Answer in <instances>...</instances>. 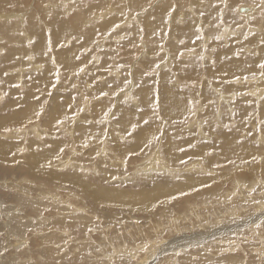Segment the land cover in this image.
Returning <instances> with one entry per match:
<instances>
[{
  "label": "rangeland",
  "instance_id": "obj_1",
  "mask_svg": "<svg viewBox=\"0 0 264 264\" xmlns=\"http://www.w3.org/2000/svg\"><path fill=\"white\" fill-rule=\"evenodd\" d=\"M52 1H45L44 14L35 10V0L15 3L30 5L24 12L34 10L35 32L44 34L45 41L34 38L29 49L8 43L22 53L3 55L9 59L0 61L1 71L20 58L15 71L0 73V122L15 117L12 124L0 125V232L5 223L6 233L24 235L21 241L26 246V254L13 262L264 264V92H253L264 83V0L251 17L241 14L254 10V0H215L206 8L192 4L176 25L170 16H177L181 0H149L151 6L143 9L138 6L145 0H75L68 4L70 9L64 0ZM204 2L198 0L199 5ZM163 5H169L165 14ZM76 18H82L80 23ZM61 23L65 37L54 35ZM218 26L220 35L212 30ZM77 27L80 37L74 35ZM183 32L193 35L179 40ZM222 53L228 56L218 60ZM14 77L21 79L13 83ZM240 77H246L244 93L242 85L234 83ZM167 91L186 109L185 115L168 103ZM227 93L234 98L225 97ZM11 101L17 104L14 116L8 107ZM25 110L33 114L31 120L18 125L16 118L24 117ZM179 115L182 120L176 121ZM125 120L133 126L121 125ZM145 131L147 142L139 148V140L131 136ZM228 139L242 146L240 154H227L235 158L231 167L221 165L216 173L191 169L190 163L216 158ZM59 141L63 145L58 146ZM207 148L209 153L203 152ZM173 152L176 157L186 154V161H175ZM153 158L159 163L151 164ZM75 171L83 182L78 188L70 184L69 173ZM54 176L66 179L57 182ZM191 178L207 187H182ZM87 183L95 188L96 198L97 193L116 190L148 194L145 197L160 202L181 198L142 213L137 206L131 211L93 202L80 190ZM17 188L29 195L28 202L15 194ZM56 194L63 198L62 206L75 198L86 200L84 211L90 218L69 221L56 216L60 202ZM2 234L0 264H11L9 256H17L24 245L13 252L6 239L12 244L19 237Z\"/></svg>",
  "mask_w": 264,
  "mask_h": 264
},
{
  "label": "bare ground",
  "instance_id": "obj_2",
  "mask_svg": "<svg viewBox=\"0 0 264 264\" xmlns=\"http://www.w3.org/2000/svg\"><path fill=\"white\" fill-rule=\"evenodd\" d=\"M24 0H0V41L1 42H3V41H5V43L4 44H0V61H8V59L9 58H4L3 57V55H21V53H22V50L21 49H18L17 47H15V48H11V47H9V45H8V43L9 44H12V43H14V44H16V45H18V44H21V46H23V49H29V44L31 43V42H33L34 41V38H37V37H39V39H41L42 41H45V35L44 34H39L38 32H35L36 31V27H35V22L37 21V18H36V15H35V13H34V10H33V13H29L28 11H26V12H24L25 10H28L29 9V7H30V5H28L27 7L26 6H24V5H22V4H20L22 7H18V6H16L15 5V3H20V2H23ZM26 1H29V0H26ZM45 1H47V0H35V4H36V7L37 8H35V10H40V13L41 14H44V9L47 7L46 5H45ZM54 1V0H53ZM52 1V2H53ZM65 1V5L67 6V8H69V7H72V6H69V5H71L72 3H74V1L75 0H64ZM70 1V2H69ZM79 1V0H78ZM148 1L149 0H145V3L144 4H141V5H139L138 6V9H143V8H145V6L147 5V7L148 6H151V3H148ZM153 1H155V0H153ZM205 1V0H204ZM217 1V3H218V1H220V0H216ZM216 1L215 0H206V2H204L202 5L200 4L199 5V3H198V0H188V3H187V0H181L180 1V5H179V8H178V10L176 11V15L177 16H175V13H171V16L170 17H172L173 18V24L174 25H176V22H178L177 20H179L180 21V19L181 18H183V13H186V11H187V9H185V7H191V5L192 4H194V6H200L199 8H206V7H208V6H210L212 3H213V5H215L214 3H216ZM222 1V0H221ZM48 2H50V1H48ZM186 2V3H185ZM54 3H55V1H54ZM53 3V4H54ZM156 3V2H155ZM69 4V5H68ZM128 4V3H127ZM143 5V6H142ZM154 5V4H153ZM261 5V2H260V0H254V10H253V8L252 9H247L246 10V12L243 14L242 12V14H241V16L242 17H251L252 15H257L258 14V6H260ZM167 6V7H166ZM166 6H164L163 5V7L161 8V10H162V13L163 14H165L164 13V8H166L165 9V11L167 10V8L169 9V5H166ZM212 6V5H211ZM249 6V5H248ZM76 7V6H75ZM94 7V6H93ZM92 7V8H93ZM100 7V6H99ZM130 7V6H129ZM143 7V8H142ZM96 8V7H95ZM103 7H101V9H102ZM251 8V7H250ZM70 9V8H69ZM81 9V8H80ZM83 9V8H82ZM89 9V8H88ZM97 9V8H96ZM95 9V10H96ZM119 9V8H118ZM91 10H93V9H91ZM98 10V9H97ZM123 10H124V8H123ZM171 10V9H170ZM238 10V9H237ZM244 10V9H243ZM109 11H112V8L109 10ZM169 11V10H168ZM167 11V12H168ZM31 12V11H30ZM239 12V11H238ZM56 13V12H55ZM78 13V12H77ZM91 13V12H90ZM112 13V12H111ZM220 13V12H219ZM30 14V15H29ZM84 14H86V13H84ZM83 14V15H84ZM82 16V15H81ZM87 17H88V15H86ZM96 16V15H95ZM18 17V18H17ZM42 17V16H41ZM59 17H61V15L59 16ZM90 17H92V15L90 16ZM79 18V17H78ZM78 18H76L77 20H78ZM83 18V17H82ZM82 18H80V19H82ZM84 18H85V16H84ZM111 18H112V16H111ZM110 18V19H111ZM199 18H200V16H199ZM14 19H16V20H14ZM28 19H30V20H28ZM79 19V20H80ZM101 19V18H100ZM137 19V18H136ZM171 19V18H170ZM233 19V18H232ZM74 20V19H73ZM79 20H78V22H79ZM88 20V19H87ZM113 20V19H112ZM81 21V20H80ZM88 22H90V21H88ZM182 22V21H181ZM232 22H234V20L232 21ZM69 23V22H68ZM80 23V22H79ZM93 23V22H92ZM111 23V22H110ZM170 23H171V21H170ZM217 23V22H216ZM67 25H69V24H67ZM79 25H82V24H79ZM93 26H94V24H92ZM99 25V24H98ZM107 25V24H106ZM215 25V24H214ZM244 25V24H243ZM71 26L72 25H70L69 26V28H71ZM96 26V25H95ZM102 26V25H101ZM110 26V25H109ZM108 26V27H109ZM63 27H65L64 26V24L63 23H61L60 25H59V27H58V29H54V35H56V36H64L65 37V34H64V32H63ZM81 27V26H80ZM80 27H77L76 29H75V31H76V34H74L76 37H80L81 36V32L80 33H78L77 32V30L79 31L80 30ZM92 27V26H91ZM104 27V26H103ZM106 27V26H105ZM94 28V27H93ZM101 28V27H100ZM217 28H219V26L217 27ZM239 28H241V27H239ZM96 29V28H95ZM222 28L220 27L218 30L217 29H214L213 27H212V30H213V32L217 35H220V33L218 32L219 30H221ZM157 30H158V28H157ZM165 30V29H164ZM191 31H192V29H190ZM249 30V29H248ZM81 31V30H80ZM84 31V30H83ZM82 31V32H83ZM94 31V30H93ZM103 31V30H102ZM72 32V31H71ZM89 32V31H88ZM97 32V31H96ZM105 32V31H104ZM225 32V29L223 30V32L221 33V34H223ZM84 33V32H83ZM95 33V32H94ZM94 33H93V37L95 36L94 35ZM85 34V33H84ZM159 34H160V32H159ZM163 34V33H162ZM186 34V33H185ZM184 34V32L182 33V35L181 36H179V40L181 39V40H185V41H188L189 39H190V37L193 35V34H188V35H185ZM174 34H172V36H170V38H171V44H173L172 43V39L174 38V36H173ZM113 36V35H112ZM75 37V38H76ZM107 38V37H106ZM177 38V37H176ZM63 40V39H62ZM68 40V39H67ZM150 40L151 41H158L156 38H150ZM108 41V40H107ZM35 42V41H34ZM59 42V41H58ZM174 42V41H173ZM15 45V46H16ZM37 49L39 50V49H41V45H39V48L37 47ZM38 52V51H37ZM174 53H175V51H174ZM179 53V52H178ZM192 53V52H191ZM177 54V53H176ZM223 55H217V58H218V60H223L224 58H226L228 55H224V53H222ZM179 55V54H178ZM29 57H34V55H28ZM39 56V55H38ZM205 56V55H204ZM11 59H14V57L13 58H11ZM16 59H19V61H20V58H16ZM34 59V58H33ZM35 60V59H34ZM242 60V59H241ZM19 61H17V60H14V64H10V63H7V64H5V68L4 69H1V71H0V73L2 72V71H4V70H12V71H15V69H16V67H18V66H20L19 65ZM33 60H32V58H30V62H32ZM34 63V62H33ZM61 63H63V61L61 62ZM178 63V62H177ZM238 63V62H237ZM71 64H72V62H71ZM146 64V63H145ZM164 64V63H163ZM230 64H232V63H230ZM239 64H241V62H239ZM66 65L67 66H71L70 65V63L68 62V59L66 60ZM234 65V64H233ZM164 66H166V65H164ZM168 66V65H167ZM177 66V65H176ZM175 66V68H174V76H176V72H178V71H176V67ZM179 66V65H178ZM235 66H236V64H235ZM242 66V65H241ZM180 67V66H179ZM237 67V66H236ZM239 67V66H238ZM237 67V68H238ZM29 68V67H28ZM243 68V67H242ZM245 68V67H244ZM221 69H222V66H221ZM224 69V68H223ZM239 69V68H238ZM68 70V69H67ZM184 70H186V69H184ZM241 70V69H240ZM219 71V70H218ZM223 71V70H222ZM236 71H239V70H236ZM235 71V72H236ZM249 71H251L250 69H249ZM227 72V71H226ZM21 73V72H20ZM188 73V72H187ZM178 74V73H177ZM181 74V73H180ZM179 74V75H180ZM182 74H184V73H182ZM181 74V75H182ZM221 74V73H220ZM164 75V74H163ZM186 75H188V74H186ZM236 75V74H235ZM27 76V75H26ZM183 76V75H182ZM188 77H189V75H188ZM239 77V76H238ZM244 77V76H243ZM241 78L240 77V80H236V81H234V83H235V85L237 84V85H242V86H240L241 88H242V93H244L246 90L245 89H243L246 85H244V80L246 79V77L245 78ZM190 78V77H189ZM216 78V77H215ZM236 78V77H235ZM14 80L12 81L13 83L14 82H16L17 80H19V79H21V78H19V79H17L16 77H14L13 78ZM49 79V78H48ZM188 79V78H187ZM193 79V78H192ZM231 79V78H230ZM229 79V80H230ZM237 79V78H236ZM183 80V79H182ZM222 80V79H221ZM233 80V79H232ZM254 80V79H253ZM20 81V80H19ZM19 81H17V82H19ZM251 81V80H250ZM249 81V82H250ZM193 82V81H192ZM12 84V83H11ZM20 84V83H19ZM221 86H223L224 84H222V83H219ZM261 86H263V89H261ZM261 86H259V88L258 89H256V90H254L253 92H256L257 90H259V93H260V95H262V93L264 92V83H262L261 84ZM19 87H21V86H19ZM79 88V87H78ZM28 89H30V88H28ZM27 89V90H28ZM37 89V88H36ZM31 91V90H30ZM232 92H234V91H232ZM167 93H168V97H167V99H168V103L172 106V107H175L176 109H177V111H178V114H186V109L182 106V105H179V104H177L179 101L177 100V99H175L174 98V96H172V94L169 92V91H167ZM15 94V93H14ZM30 94V93H29ZM11 94H10V92H9V98L10 99H12L13 100V97H11L10 96ZM166 95V94H165ZM16 96V95H15ZM18 96V95H17ZM128 96V95H127ZM1 97H3V96H1ZM29 96H27V98H28ZM225 97H228V98H234L231 94H229V93H227L226 94V96ZM28 100H31V99H28ZM222 100V99H221ZM133 101V100H132ZM86 102V101H85ZM87 102H90V101H87ZM264 102V100L262 101V103ZM16 103H14L13 101H11L10 103H8V107L10 108V111H11V116H14L15 115V113H16V111H15V107H16ZM263 105V104H262ZM88 106V105H87ZM237 107V106H236ZM87 108V107H86ZM263 108H264V105H263ZM263 108H261V112L263 113L262 115H264V109ZM28 109V108H27ZM57 109V108H56ZM240 110H242V109H240ZM26 112H24V117L22 116H18V114H17V120H18V125L20 124V125H24L25 124V122H28V121H30L31 119V117H32V115L33 114H30L29 112H27V110H25ZM29 111V110H28ZM244 111H247V109L245 110L244 109ZM19 112V111H18ZM244 113V112H243ZM20 115V114H19ZM219 115V114H218ZM244 115V114H243ZM133 116V115H132ZM178 115H176L175 116V118L177 117ZM183 116V115H182ZM182 116H180L179 115V117L177 118V120L176 121H180V120H182L181 119V117ZM246 116V115H245ZM131 117V116H130ZM262 117V116H261ZM15 118V117H14ZM14 118H12V117H8V121H4V122H0V125L1 126H3V124H5L6 122H10L11 123V121H14L13 119ZM145 118V117H144ZM30 119V120H29ZM146 119V118H145ZM130 120V119H129ZM17 122V121H16ZM125 122V123H124ZM14 124H17V123H15V122H13ZM12 124V123H11ZM17 125V126H18ZM25 125H27V124H25ZM121 125H123L124 127H130V126H133V124H130L129 125V122H128V120H125V121H123V122H121ZM178 125V124H177ZM12 127V126H11ZM15 127V126H14ZM1 129H3L2 127H0ZM52 129V128H51ZM69 129V128H68ZM128 130H133V129H128ZM143 130V129H142ZM149 130V129H148ZM72 131V130H71ZM104 131V130H103ZM150 131V130H149ZM155 131V130H154ZM156 132V131H155ZM139 133V132H138ZM115 135V134H114ZM151 135H153V132H152V134ZM153 136H156V133H155V135H153ZM8 137V136H7ZM131 137H134V140H139L138 142H137V147H142L143 146V142H147V140H145L144 138L145 137H147V135H146V131L143 133V134H140L138 137L137 136H134V135H132ZM115 138V137H114ZM107 139V138H106ZM108 139H110V138H108ZM147 139V138H146ZM148 139H150V138H148ZM87 140V139H86ZM89 140V139H88ZM113 140V139H112ZM261 140V139H260ZM80 141V140H79ZM91 141V140H90ZM107 141V140H106ZM64 142V141H63ZM262 142H263V139H262ZM35 143V142H34ZM59 143V145L58 146H60V145H63V143L62 142H58ZM187 143V142H186ZM36 144V143H35ZM34 144V145H35ZM39 144V143H38ZM188 144V143H187ZM191 144V143H190ZM40 145V144H39ZM39 145H38V147H39ZM56 145V146H57ZM107 145H109V143L107 144ZM223 145H224V147H223V149H221V151H220V154L215 158V157H207L205 160H198L196 163H190L191 164V169L193 170V171H203V172H210L211 171V173H216V171H217V168L218 167H220L221 165H223L222 166V168H224V165H226V164H228L229 165V163H231L232 161H235V158H228V153H232V152H234V154H240L239 153V151H240V147H242L241 146V144L240 143H237L236 141H234V140H232V139H228V140H226V141H224V143H223ZM41 146V145H40ZM100 146V145H99ZM110 146V145H109ZM98 147V146H97ZM59 148V147H58ZM57 148V149H58ZM221 148H222V146H221ZM56 149V148H55ZM128 149V148H127ZM239 149V150H238ZM245 149V148H244ZM21 151V150H20ZM59 151V150H58ZM209 151H210V149L209 148H207V149H203V152H205V153H209ZM22 152V151H21ZM34 153V152H33ZM57 153V152H56ZM128 153V152H127ZM255 153V152H254ZM170 154V153H169ZM173 154V156L175 157V161L177 160V162H179L180 164H182L183 162H185L186 161V159H187V156H186V154H184V155H178V157H176V155H175V153L173 152L172 153ZM193 155V154H192ZM195 155H197L196 153H195ZM205 155V154H204ZM242 155V154H241ZM248 155H250V154H248ZM202 156V155H201ZM262 156H264V153L262 154ZM9 159V158H8ZM33 159V158H32ZM162 159V158H161ZM30 160V159H29ZM34 160V159H33ZM264 160V159H263ZM38 161H39V164L37 165V166H40L41 164V159L39 160L38 159ZM159 161L160 160H157V159H154L153 158V160H151V164L152 163H159ZM162 161V160H161ZM164 161V160H163ZM253 162V161H252ZM29 163V162H28ZM161 163V162H160ZM27 164V163H26ZM44 164V163H43ZM24 165V164H23ZM22 165V166H23ZM77 165H79L80 166V162H78L77 161ZM160 165V164H159ZM6 166V165H5ZM5 166L3 167V168H5ZM153 165H151V167H152ZM215 167L214 169H212L211 167ZM230 166V165H229ZM228 166V167H229ZM24 167V166H23ZM27 169H28V171L29 172H31L30 171V168L28 167V166H25ZM84 167V166H83ZM231 167V166H230ZM34 169H36V166L35 167H33ZM71 168L72 169H74V166L72 165L71 166ZM150 168V167H149ZM155 168H156V166H155ZM158 168V167H157ZM156 168V169H157ZM225 168H226V166H225ZM26 169V170H27ZM71 169V170H72ZM151 169V168H150ZM251 169V168H250ZM19 170V169H18ZM23 170V169H22ZM71 170H69V171H71ZM102 170V169H101ZM147 170H149V169H147ZM188 170V169H187ZM220 170H222L221 168H220ZM223 170H225V169H223ZM239 170V169H238ZM264 170V169H263ZM262 170V171H263ZM27 171V172H28ZM260 171V170H259ZM1 172V171H0ZM20 172V171H19ZM26 172V171H25ZM192 172V171H191ZM31 173H34V172H31ZM175 173V172H174ZM225 173H227V172H225ZM251 173V172H250ZM258 173V172H257ZM30 174V173H29ZM35 174H37V173H35ZM43 174V173H42ZM71 176L70 177H72L73 179H72V181L70 182V184L71 185H73L74 184V186H77V188L79 187V184L80 185H83V182L81 181L82 180V178L81 177H79L78 175H77V171H75V173L74 172H71V173H69ZM230 174V173H229ZM229 174H226V176H225V178H224V180L225 181H227L228 180V182H229ZM31 175V174H30ZM66 175V174H65ZM172 175V174H171ZM174 175V174H173ZM206 175V174H205ZM37 176V175H36ZM39 176V175H38ZM220 176V175H219ZM224 176V175H223ZM61 177H63V178H61ZM70 177L68 178V179H70ZM204 177V176H203ZM218 177V176H217ZM256 177V176H255ZM43 178V177H42ZM149 178V177H148ZM218 178H222V175L220 176V177H218ZM217 178V179H218ZM23 179V178H22ZM45 179V178H44ZM43 179V180H44ZM64 179H66V177L65 176H54V177H52V180H57V182H61V181H63ZM214 179V178H213ZM257 179H258V177H257ZM42 180V181H43ZM71 180V179H70ZM223 180V179H222ZM235 180H236V178H235ZM259 180V179H258ZM262 180V179H261ZM46 181V180H45ZM199 180H196V178L194 179V178H191V180H189V181H187L186 182V184H182V187L183 186H187V185H192V184H194L193 185V187H194V189H197V188H200V190L201 189H204V187H207V184L205 183V182H201V183H198V184H195V183H197ZM206 181H212V180H206ZM263 181V180H262ZM262 181H260V182H262ZM88 182V181H87ZM237 183L239 182L238 180L236 181ZM223 183H225V182H223ZM227 183V182H226ZM225 183V184H226ZM30 184V183H29ZM86 184V183H85ZM84 184V188H80V190H81V192H83V193H87L88 194V197L89 198H91L92 197V199H93V202H97V203H100V204H105L106 206H108V207H114V206H117V207H124V208H128V210H133V208H135V206H137L138 207V209L137 210H139L140 212H142V213H146V212H151L152 210H153V208H156L159 204H161L162 203V205L163 204H169V202H171V201H173V200H179L180 198H181V196H179V195H176V196H174V197H172V199H168V200H166V201H162V202H160V201H152L151 200V198H149V197H145V196H147L148 194H139V195H126V194H122V192H117V190L116 191H102V192H100V193H97L98 194V198H96L95 197V188L94 187H92V185H90L89 183H87L88 185H85ZM254 184V183H253ZM21 185V184H20ZM239 185H242L243 186V183H241V182H239ZM255 185V184H254ZM253 185V186H254ZM263 185H264V181H263ZM224 186V185H223ZM81 187V186H80ZM217 188V187H216ZM261 188V187H260ZM10 189V188H9ZM28 189V188H27ZM104 189V188H103ZM175 189H176V187H175ZM214 189V188H213ZM234 189V188H233ZM12 190V189H11ZM102 190V189H101ZM182 190V189H181ZM192 190V189H191ZM217 190V189H216ZM215 190V191H216ZM98 191V190H97ZM162 191V190H161ZM24 191H23V189H20V188H17L16 190H15V194H18V196H19V198H24V200L25 201H29V195H27L26 193H23ZM72 192V191H71ZM99 192V191H98ZM188 192V191H187ZM210 192H212L211 190L209 191V193ZM229 192H231V191H229ZM133 193V192H132ZM207 193V192H206ZM191 194V193H190ZM202 194V193H201ZM205 194V193H204ZM57 196L56 197H60V202L58 203V207H57V214H56V216H60V217H66L69 221H71V220H75V219H78V218H90V217H88V216H86L87 214L85 213V211H84V205H85V201L86 200H82V202H80L78 199H82V198H75L74 199V201L72 202H69V201H66V203H67V206H62L63 205V203H62V201H63V198L60 196V195H58V194H56ZM236 195V194H235ZM231 196V195H230ZM198 197V196H197ZM201 197V196H200ZM88 198V199H89ZM203 198V197H202ZM31 199V198H30ZM100 201H99V200ZM125 199H127V200H125ZM193 199V198H192ZM204 199V198H203ZM146 200L148 201V203L147 204H145V202H146ZM31 201V200H30ZM188 201V200H187ZM189 201H191V200H189ZM192 201H195L194 199L192 200ZM191 201V202H192ZM213 201V200H212ZM232 201V200H231ZM230 201V202H231ZM205 202V201H204ZM237 202V201H236ZM185 203V202H184ZM243 203V202H242ZM39 204V207L42 205V204H40V203H38ZM94 204V203H93ZM191 204V203H190ZM210 205V204H209ZM180 206V205H179ZM185 206H186V204H185ZM191 206V205H190ZM69 207L70 208H72V209H70L69 210ZM207 207H209V206H207ZM1 208H2V206H1ZM132 208V209H131ZM176 208V207H175ZM177 209H178V207H177ZM4 210V209H3ZM7 211V210H6ZM87 211V210H86ZM13 212V211H12ZM136 213V209L133 211V213ZM180 212V211H179ZM175 213V212H174ZM13 215H14V213H13ZM230 215V214H229ZM232 215V214H231ZM201 216V215H200ZM38 217H40V215L38 216ZM50 217V216H49ZM86 218V219H87ZM137 218V217H136ZM1 219V218H0ZM2 220V219H1ZM80 220V219H79ZM93 220V219H92ZM41 221L42 220H39V221H37L38 223H37V225H41ZM56 221V220H55ZM83 221V220H82ZM172 221V220H171ZM73 222V221H72ZM84 222H85V220H84ZM234 222V221H233ZM29 226H33L34 225V222H29V223H27ZM90 224V223H89ZM56 224L55 223H53V228H54V226H55ZM158 225V224H157ZM1 226V225H0ZM1 229H3V231L1 230V232H0V234L1 233H3L4 234V236L6 235V234H9V235H14L15 237L16 236H18L19 238L17 239V241L15 242V243H12V244H10V241H9V239H6L8 242H9V244H8V247L10 246L11 247V250L13 251V252H15V250H17L18 248H20V247H22V243H23V245H24V242H22L21 241V239L22 238H24L23 236L24 235H21V234H18L16 231H12V232H10V233H6V226H5V223L3 224V228L1 227ZM111 229V228H110ZM254 229V228H253ZM159 230V229H158ZM2 234V235H3ZM49 236V235H48ZM142 236V235H141ZM143 239V238H142ZM177 240V239H176ZM175 240V241H176ZM178 240H179V238H178ZM219 241H221V240H219ZM173 242V241H172ZM204 243V242H203ZM174 244V243H173ZM3 247V246H2ZM7 247V246H6ZM26 246L24 245V247H22V249H21V251L18 249V255L17 256H14V254H12V255H10L9 256V259H11V256H12V262H11V264H17L16 262H13L14 261V259H16V258H22V256L23 255H25L26 254V248H25ZM168 248H170V247H167V249ZM173 248V247H172ZM156 249V248H155ZM183 249V248H182ZM0 250H1V246H0ZM43 251V250H42ZM166 251V250H165ZM40 252V251H39ZM41 253V252H40ZM44 253V252H43ZM42 253V254H43ZM7 256V255H6ZM46 256V255H45ZM105 256V255H104ZM36 257V256H35ZM34 257V258H35ZM144 257V256H143ZM28 258H30V257H28ZM42 258H44V257H42ZM108 258V257H107ZM45 259H47L46 257H45ZM56 262V261H55ZM58 262V261H57ZM57 262H56V264H57ZM26 264H28V263H26Z\"/></svg>",
  "mask_w": 264,
  "mask_h": 264
}]
</instances>
